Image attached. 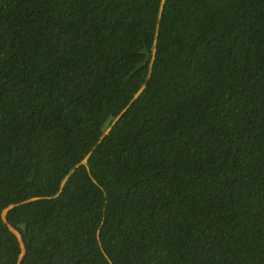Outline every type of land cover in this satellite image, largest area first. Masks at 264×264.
Here are the masks:
<instances>
[{"label":"trees","instance_id":"obj_1","mask_svg":"<svg viewBox=\"0 0 264 264\" xmlns=\"http://www.w3.org/2000/svg\"><path fill=\"white\" fill-rule=\"evenodd\" d=\"M0 264H264V0H0Z\"/></svg>","mask_w":264,"mask_h":264}]
</instances>
